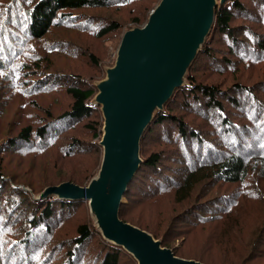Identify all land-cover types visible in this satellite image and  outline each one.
Masks as SVG:
<instances>
[{
    "label": "trees",
    "instance_id": "obj_1",
    "mask_svg": "<svg viewBox=\"0 0 264 264\" xmlns=\"http://www.w3.org/2000/svg\"><path fill=\"white\" fill-rule=\"evenodd\" d=\"M159 1L0 0V264H136L87 202L32 194L98 171L93 82ZM186 81L142 135L119 218L182 258L264 264V0L216 9Z\"/></svg>",
    "mask_w": 264,
    "mask_h": 264
},
{
    "label": "water",
    "instance_id": "obj_2",
    "mask_svg": "<svg viewBox=\"0 0 264 264\" xmlns=\"http://www.w3.org/2000/svg\"><path fill=\"white\" fill-rule=\"evenodd\" d=\"M228 0H160L143 26L126 30L105 78L94 82L100 108V167L86 186L62 182L44 188L36 201H85L102 238L124 249L137 264H205L176 256L154 237L119 218L124 193L142 162L140 140L186 75Z\"/></svg>",
    "mask_w": 264,
    "mask_h": 264
},
{
    "label": "rangeland",
    "instance_id": "obj_3",
    "mask_svg": "<svg viewBox=\"0 0 264 264\" xmlns=\"http://www.w3.org/2000/svg\"><path fill=\"white\" fill-rule=\"evenodd\" d=\"M150 14V13H149ZM149 16V15H148ZM133 27V26H132ZM115 52H116V50L111 54V56H113L114 57V55H115ZM114 62V61H113ZM113 65V64H112ZM112 65H107V66H105V67H109V66H112ZM105 69V68H104ZM105 78V74H104V76L101 78V79H104ZM101 79H97L96 81H99V80H101ZM96 81H94V82H96ZM94 82H93V85H94ZM102 159V158H101ZM97 173V172H96ZM96 175V174H95ZM94 175V176H95ZM93 176V177H94ZM90 181V180H89ZM89 183V182H88ZM87 183V184H88ZM86 184V185H87ZM58 185V184H57ZM86 185H84V186H86ZM85 202V201H84ZM126 202V200L125 199H123V203H125ZM88 205V204H87ZM251 205V206H250ZM250 205H249V208L247 209V214L248 213H250V218L252 219L253 218V216H254V214H255V211H257L258 209L261 211L262 209L259 207V204H252L251 202H250ZM256 209H255V208ZM89 211V210H88ZM89 216H90V214H89ZM90 219H91V221L93 222V224H94V221L92 220V218L90 217ZM127 223H129V222H127ZM131 224V223H130ZM96 228V227H95ZM145 231V230H144ZM149 233V232H148ZM151 234V233H150ZM152 235V234H151ZM153 236V235H152ZM155 239V238H154ZM155 240H158V239H155ZM161 245H162V240H161ZM175 246L176 247H180L181 246V241L180 240H177L176 242H175ZM171 249V248H170ZM177 256V255H176ZM179 257V256H178ZM180 258H182V257H180ZM184 259H186V258H184ZM191 260H195V261H199V260H196V259H191ZM199 262H201V261H199ZM203 263V262H202ZM137 264V263H136ZM206 264V263H205Z\"/></svg>",
    "mask_w": 264,
    "mask_h": 264
},
{
    "label": "bare ground",
    "instance_id": "obj_4",
    "mask_svg": "<svg viewBox=\"0 0 264 264\" xmlns=\"http://www.w3.org/2000/svg\"><path fill=\"white\" fill-rule=\"evenodd\" d=\"M243 4V3H242ZM239 10V9H238ZM244 10V9H243ZM239 13V12H238ZM255 52V51H254ZM243 54H244V52H243ZM247 54H249V53H247ZM247 54H246V56H247ZM251 54V53H250ZM241 55V54H240ZM251 56V55H250ZM242 58V57H241ZM245 60V59H244ZM240 63V62H239ZM246 70V69H245ZM250 72V71H249ZM246 73V72H245ZM247 75H248V73H247ZM242 77H244L243 75H241ZM246 77V76H245ZM238 83V82H237ZM227 124V123H226ZM226 126H228V124L226 125ZM231 128V127H230ZM244 131V130H243ZM243 134V133H242ZM242 137V136H241ZM241 140H242V138H241ZM245 140H246V138H245ZM234 143H235V141H234ZM253 174V173H252ZM248 185V184H247ZM249 188V187H248ZM249 218V217H248ZM249 234V233H248Z\"/></svg>",
    "mask_w": 264,
    "mask_h": 264
}]
</instances>
